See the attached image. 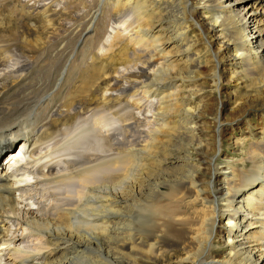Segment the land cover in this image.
I'll use <instances>...</instances> for the list:
<instances>
[{"label":"bare ground","instance_id":"1","mask_svg":"<svg viewBox=\"0 0 264 264\" xmlns=\"http://www.w3.org/2000/svg\"><path fill=\"white\" fill-rule=\"evenodd\" d=\"M255 14L264 0H0V264H264ZM226 59L256 96L231 114ZM206 72L212 133L178 87Z\"/></svg>","mask_w":264,"mask_h":264},{"label":"rangeland","instance_id":"2","mask_svg":"<svg viewBox=\"0 0 264 264\" xmlns=\"http://www.w3.org/2000/svg\"><path fill=\"white\" fill-rule=\"evenodd\" d=\"M235 5H237V4H235ZM254 17L257 18V19L264 18V16L261 15V14L260 15L259 14H255ZM116 19H118V17ZM229 56H227V58ZM223 65L226 68V72L224 74L225 80H229L230 82L228 84H227V82H225V84L223 85V91H221L223 97H221V99H223V101H225V105H226L225 107H226L227 110H229L227 112V114H231L238 107V105L249 103L253 99L256 98L255 94L251 93V91L255 88V86L251 85L249 82L243 83L239 79L236 71L233 72V75H231L232 71L234 69H233V66H232V62H230L229 59H226L225 63H223ZM210 83L211 82H210V79L208 78V72H206L204 74V76H201L200 78L195 79L193 81L185 82L183 84V86H181V85L178 86L179 90H181L180 91V96L181 97H186V98L190 97V99L193 100V104L196 107L199 104L203 105V109H205V114H203V116H205L206 121L209 122L208 124H206V126H205L206 130L204 131V132H207V133H212L213 131H217V130H213L214 128H213V125L211 124V122L213 120V115L216 112V108L219 106V98H220L219 92H217V90H215L214 86L212 87V84H210ZM261 96L258 97V100H259L258 104H261V101L264 99V97H263L264 95H261ZM258 107H260V106H255L254 105L252 110L248 109L247 113L245 114V116L247 114H250L252 116V118H253V121H257L258 124H257V127L255 128L254 131H257V133L262 131V133H264V125H263L264 124V122H263L264 121V117H263V121L260 120L259 117H257L259 114L262 113V111H264V109L258 110ZM104 112L102 113L103 116L101 115L102 123L104 125H107V128H109L113 124V119H111V116H108L109 114L108 115L106 114L107 113L106 111H104ZM107 118L109 120H107ZM247 118H249V116H247ZM235 120H237V118L233 119L232 121H228L227 123L233 122ZM227 123H225V124H227ZM86 124H87V126H89L91 123L88 122ZM231 125H232L233 130H235L234 133H233V138L231 139L230 142H226L225 143L224 149H225V153L227 154V157H230V158L234 159L235 158V153L233 152L234 147H232L233 145L231 144V142L233 143L235 140L240 141L242 138H246V136L243 133L244 129H246V125L242 121H240V123L237 122V123H233ZM231 125L228 124L225 127L226 128H230ZM114 130H116L115 131V135L117 136L118 135L117 129L115 128ZM102 135H104V134L102 133ZM102 135L100 136V133H99L96 136V139L98 141L96 147L97 148L103 147V149H100V150L98 149V151H96L98 156H101V154H102V156L107 155V151L105 152V150H107V147H106L107 146V144H106L107 140L102 138ZM100 137L102 139H100ZM70 138L72 139V136ZM63 139L65 140V137H63ZM84 141L86 143L87 142V138ZM101 145H103V146H101ZM192 156L194 158L197 157L194 154H192ZM219 157H220V159H222L224 157V155H222L220 153ZM175 163L180 164V163H182V161L181 160H177ZM222 163L226 164V163H224V161H222ZM171 170H172V168H171ZM31 179H32V177H31ZM47 199H49V198L45 199L46 200L45 203H48L49 200H47Z\"/></svg>","mask_w":264,"mask_h":264}]
</instances>
